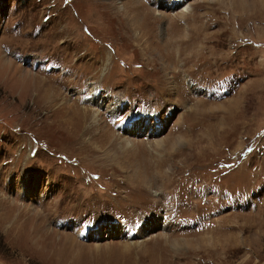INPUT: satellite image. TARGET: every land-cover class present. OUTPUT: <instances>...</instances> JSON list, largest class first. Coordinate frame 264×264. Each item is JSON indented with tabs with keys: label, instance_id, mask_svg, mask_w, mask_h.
Masks as SVG:
<instances>
[{
	"label": "rangeland",
	"instance_id": "1",
	"mask_svg": "<svg viewBox=\"0 0 264 264\" xmlns=\"http://www.w3.org/2000/svg\"><path fill=\"white\" fill-rule=\"evenodd\" d=\"M137 1L153 51L138 46L120 0H0V56L57 89L59 103L92 109L108 133L135 144L124 156L120 146L79 143L32 87L0 72V264H264V0H186L174 9L167 0ZM17 23L22 34L11 31ZM36 25L43 28L34 37ZM34 54L59 59V72L48 75V62L37 65ZM225 75L236 90L226 98L197 90L214 79L220 92ZM91 85L106 104L81 99L93 95ZM144 99L164 114L131 130V117L111 125ZM149 126L154 134L139 131ZM135 167L145 183L134 181ZM208 181L231 198L208 207L227 198ZM168 198L178 199L181 224L163 218ZM193 215L211 216L205 231ZM142 225L147 235H139ZM34 230L53 235L40 247ZM61 236L78 244L73 253L61 252Z\"/></svg>",
	"mask_w": 264,
	"mask_h": 264
},
{
	"label": "bare ground",
	"instance_id": "2",
	"mask_svg": "<svg viewBox=\"0 0 264 264\" xmlns=\"http://www.w3.org/2000/svg\"><path fill=\"white\" fill-rule=\"evenodd\" d=\"M137 3H138L137 0H120V5L118 6V10L122 11V13H123L122 16H124L126 21H133L134 22L135 28L137 29V34H139V35L135 36V41L138 43V46L139 47H145L144 50L147 52L153 51L154 48H151L150 42H148V41L143 42V38H144L145 33L140 30L141 28H139L140 24L138 23L139 19H138V13H137V11L139 10V7H138ZM132 29L134 32L135 29L133 27H132ZM155 52H156V50H155ZM160 57H162V56H160ZM13 66H15V65L11 60H7L4 56L3 57L0 56V72H1V74L4 76L6 75L7 79H9V78L14 79L15 82L17 83V85L22 86L26 89L28 86L32 87L33 91L34 90L36 91L37 97L38 98L42 97L41 98L42 101H45L47 104H49V109H52V112H53V118L59 120L58 123H60V126H62L63 128L65 127L68 130H70L71 136L74 135L73 138H75V136H76L77 140H79V143H82L83 145H89V146H92L94 148L98 147L99 149H100V147L101 148L110 147L112 149V148H114V146H115V148L117 146L118 147L120 146L119 150L123 153L124 156L130 155V153L133 151V149L135 148L134 143H129L128 140H126L125 138L122 140L120 137L119 138L115 137L112 134V132L108 133L109 131H108V129H106V126L105 127L101 126L97 112L92 111V109L91 110L87 109L84 111H77L75 109V107L72 106L71 104L65 105V101L63 100V98H62V102L59 103L58 101H59V98L61 96V93L58 92L57 89H55L56 90L55 91V90H53V88L51 89V88L46 87L44 80L37 79L36 77L33 76V74H31L30 72H27V71H25L19 67H16L18 70H14ZM166 67L164 66L162 68V70L167 73ZM14 80H12V81H14ZM95 100L97 101L98 106H100V105L103 106L104 104H106V102L103 101L101 97H99V98L97 97V98H95ZM234 108H237V106H234ZM101 121H103V120H101ZM96 126H98V128H96ZM139 131L140 132H146L148 134L149 132H151L153 130H152V127L149 126L148 128H146V130L140 129ZM154 133L155 132L153 131V134ZM181 139H183V137L178 138V140H181ZM175 140L174 141L169 140V145L172 146L173 143L175 142ZM166 143H168V142H166ZM98 144L100 146H97ZM164 145H165V142H156L154 146L157 148H162V147H164ZM115 152H117V151H115ZM128 159L130 161V158H128ZM121 169H124V168L121 167ZM133 170H134V172H133L134 181L136 182V180H138L139 184L145 183L144 178L139 176L141 171L139 169H137L136 167ZM130 177L132 178L133 175H130ZM129 184H130V182H129ZM7 209H10V210L13 209V211L15 210V208H13V207L12 208L8 207ZM27 215H29V214H27ZM27 215H25V216H27ZM19 218H21V217H19ZM31 218H33V215L29 217V220H30L29 222H31V220H32ZM24 223L26 224L27 222H24ZM38 223H40V222H38ZM27 225H28V223H27ZM148 230H149V228L147 227V225H143V228H142L141 233L139 235H141V234L147 235ZM100 231H101L100 228H98V230H96L95 233L97 236L101 235ZM123 232H124V234H127V231L123 230L122 234H123ZM32 234L35 236V238L39 237L41 239L40 242H38L36 239L37 246L40 245V247L44 243V241L42 240L43 236H46V235L52 236L53 235V234H50L49 232H47V234L44 235L42 233H39L37 230H34ZM127 235H129V234H127ZM27 236H29V235H27ZM63 243L66 244L64 246L68 247V250L66 247H64L62 245ZM50 244H51V246H54L56 244V242L54 243V241H52V242L50 241ZM58 245L63 246V247L61 246V249H62L61 252H70V253L72 252L73 253V250H75L77 248L78 244L74 240H72V238L69 236H61V239H59V241H58ZM42 249L44 250V248H42Z\"/></svg>",
	"mask_w": 264,
	"mask_h": 264
}]
</instances>
